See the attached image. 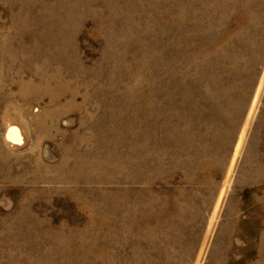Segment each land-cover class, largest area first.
<instances>
[{"label":"rangeland","instance_id":"obj_1","mask_svg":"<svg viewBox=\"0 0 264 264\" xmlns=\"http://www.w3.org/2000/svg\"><path fill=\"white\" fill-rule=\"evenodd\" d=\"M188 1L0 0V264H108L97 258L95 246L104 256L116 254L122 259L116 264H129L126 259L131 248L118 251L112 240L107 241V223L95 220H102L104 212L106 216L103 210L108 193L127 190L120 168L126 147L135 146L133 133L140 132L142 94L154 90L159 76L169 85L178 79L171 72L177 71L175 67L159 71L158 54L162 50L163 63L173 59L171 14L176 6L181 14H188ZM242 1L246 0L229 1L235 8L230 14H264V0L248 1L247 11H242ZM262 60L253 73L245 74L253 83L246 90V101L232 95L235 102L243 103L237 118L227 115L231 109L223 115H214L209 106L198 109L196 95L200 91L188 81L192 93L183 95L190 124L185 134H193L192 126L202 135L211 132L207 122L214 117L217 133L206 134L205 147L210 148L207 160L221 158L225 165L214 163L201 175L203 181L207 178L218 186V191L212 206L202 210L198 232L193 238L189 230L181 236L182 249H192L191 256L178 259L172 252L165 264L181 260L188 264L260 262L264 250V175L257 179L258 169L252 182L236 175L264 111V80L228 176L227 170L264 75V56ZM44 64L45 69L41 68ZM58 70L60 97L51 102L50 94L43 91L46 83L40 84V79ZM146 81L151 85L143 89ZM57 83L48 85L56 88ZM183 98L176 96L173 103L181 105ZM178 117L182 121V116H175L179 123ZM261 124L252 155L256 156L254 166L264 170V121ZM227 128H232L230 141L222 136ZM199 144L187 146L188 158ZM176 172L173 181H155L156 190L181 185L184 176L181 170ZM220 190L223 197L213 215ZM257 204L260 210H256ZM236 213L239 221L229 224L227 219ZM95 238L99 240L95 242Z\"/></svg>","mask_w":264,"mask_h":264},{"label":"bare ground","instance_id":"obj_2","mask_svg":"<svg viewBox=\"0 0 264 264\" xmlns=\"http://www.w3.org/2000/svg\"><path fill=\"white\" fill-rule=\"evenodd\" d=\"M229 1L231 0H189L188 14H181L179 6H176L175 13L171 14L170 43L173 59H169L170 61L167 64L163 63L165 62L163 60L164 54L161 50L158 54V68L161 72L163 68L171 71L175 67L178 72L175 70L171 72L178 79L175 85H169L164 81V78L159 76L154 82V90H144L140 107L142 117L138 122L140 132L135 135L133 133L132 138L134 137L133 144L135 146L129 145L126 147L124 159L121 158L123 159V161L121 160L123 165L120 168V176L123 177L125 182H122L126 184L124 188L127 190L119 193H108L110 196H108L107 201L105 200L107 206L103 210V212L106 211V216H104V212L102 220H95L96 223H101L99 221L107 223L106 225L110 228L106 233L107 241L112 240L117 245L118 251L121 252L127 247L131 248V255L126 259L129 264H165L172 252L177 254L178 259L190 255L193 250L182 249L181 236L189 230V236L193 238V235L202 226L200 224L202 210L211 207L217 195L218 186L211 185V181L207 178L203 181L201 177L206 170L210 169L212 164L225 165L221 158L216 159V161L207 160L210 148L205 147L206 134L217 133V129L213 127L214 117L209 118L207 122L209 124L207 129L211 132L207 131L202 135V132L192 126L190 130L193 129V134L186 136L185 132L189 130L190 124L189 117L186 116L188 106L183 95L189 96L192 93L189 92L190 85L188 81H190L192 82L191 86L196 88L195 91H200L196 95V99H198L196 107L198 109L201 107L206 109L209 106V110L215 111V114L211 113L214 115H223L225 112L232 110L227 115L232 113L233 118L242 109L243 103L241 101L240 103L239 101L235 102L232 95L238 94L243 102L244 97L247 96L246 90L252 88L253 83L250 84V78L245 77V74L253 73L255 65L264 56V43L262 41L264 40V14H230L235 8L230 7ZM248 1L250 2V0L242 1V11H247V8H249ZM43 54L51 60L48 53ZM166 65H168V68ZM42 66L41 68L45 69L46 65ZM224 75L229 77L226 78ZM221 78L223 80L227 79V81H223ZM252 80L254 79L252 78ZM263 80L264 75L260 79L258 89L251 103L246 117V124L243 125L244 128L234 147L227 176L232 171L242 146L245 127L248 125L253 113ZM44 81L46 85L43 91L50 94L51 102L57 101L60 97V84L57 83L60 82V70L52 76H42L40 79L42 83L40 84H45ZM51 81L57 83L56 88L49 87L48 84ZM142 84L143 89L144 87L148 89L151 85L149 81ZM185 84L189 86H185ZM239 84L241 86L238 89ZM176 96L178 98L180 96V99L183 98L182 100L185 103L181 105L173 103ZM177 114L182 116V121L178 117L179 123L177 120L175 121ZM259 118L256 127H254L255 132L250 136L251 138L245 147L242 162L236 175L240 176L239 174H241L250 182H252L251 178L255 177L254 173L258 169L257 179L264 175L263 167L256 168L254 166L256 156L252 155L253 150H255L256 131L261 127V122L264 121V111ZM230 122L232 124V121ZM196 125L202 124L198 123ZM230 130L227 128L225 134L222 135L226 141H230L232 138V131L230 132ZM192 143L194 145L200 144L192 157L188 158L185 151L188 149L187 146L192 145ZM177 170L182 171L181 175L184 176V182L179 186L157 191L154 187L155 181L160 178L171 181ZM239 181L238 179L237 183ZM222 191L220 190L216 197L213 215L216 213L223 197ZM262 196L264 202V192ZM231 202L232 199L225 205L227 206ZM257 202L259 201L257 200ZM259 204L256 205L258 207L256 210H260ZM226 215L228 216L229 212H226ZM238 218V213H236L227 219V222L237 224ZM198 223L199 226L196 230ZM199 236L200 234L196 235V242ZM98 240L95 238V242ZM93 250L100 261L104 259L108 264H116L122 260L116 254L108 255L106 253L104 256L96 246ZM212 262L215 263V259H212ZM178 264L188 263L181 260V263ZM258 264H264V250Z\"/></svg>","mask_w":264,"mask_h":264}]
</instances>
